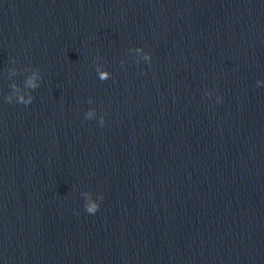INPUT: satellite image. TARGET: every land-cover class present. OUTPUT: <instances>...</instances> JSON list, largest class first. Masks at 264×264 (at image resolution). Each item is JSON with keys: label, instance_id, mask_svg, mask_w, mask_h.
<instances>
[{"label": "clouds", "instance_id": "obj_1", "mask_svg": "<svg viewBox=\"0 0 264 264\" xmlns=\"http://www.w3.org/2000/svg\"><path fill=\"white\" fill-rule=\"evenodd\" d=\"M29 85L32 88L37 87V85L35 83H33L32 81H29ZM21 101L24 102L22 97H21ZM24 103H31V97L29 98V101L24 102ZM99 207L100 206L98 204L93 203V204H91L90 206L87 207L86 211L89 214H95L99 210Z\"/></svg>", "mask_w": 264, "mask_h": 264}]
</instances>
